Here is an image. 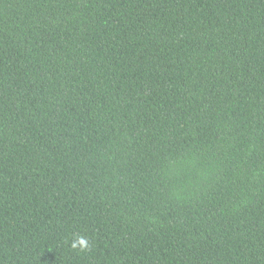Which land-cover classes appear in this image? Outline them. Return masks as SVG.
Wrapping results in <instances>:
<instances>
[{"label": "trees", "instance_id": "16d2710c", "mask_svg": "<svg viewBox=\"0 0 264 264\" xmlns=\"http://www.w3.org/2000/svg\"><path fill=\"white\" fill-rule=\"evenodd\" d=\"M0 264H264V0H0Z\"/></svg>", "mask_w": 264, "mask_h": 264}, {"label": "clouds", "instance_id": "9594fccd", "mask_svg": "<svg viewBox=\"0 0 264 264\" xmlns=\"http://www.w3.org/2000/svg\"><path fill=\"white\" fill-rule=\"evenodd\" d=\"M70 247L74 250L79 249L81 252L87 251L89 247L88 240L84 236H77L70 242Z\"/></svg>", "mask_w": 264, "mask_h": 264}]
</instances>
